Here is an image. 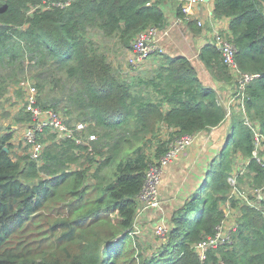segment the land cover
Instances as JSON below:
<instances>
[{"label":"trees","instance_id":"1","mask_svg":"<svg viewBox=\"0 0 264 264\" xmlns=\"http://www.w3.org/2000/svg\"><path fill=\"white\" fill-rule=\"evenodd\" d=\"M44 1L0 0V98L23 77L32 79L40 105L61 111L71 125L89 123L86 137L97 135L95 155L50 131L40 137L39 160L29 145L16 155L21 145L0 118V264H199L192 245L214 234L224 218L229 178L241 161L251 158L240 185L264 186L245 114L233 110L226 143L204 183L174 214L156 253L144 258L132 232L147 169L177 138L221 125L227 109L186 56L157 52L147 75L128 79L97 40L129 51L141 32L167 28L165 0H70L64 8H46ZM177 12L182 15L180 4ZM214 15L229 20L240 70L256 75L245 108L264 134V4L214 0ZM189 27L201 31L195 21ZM199 59L216 80L234 83L216 46L205 45ZM30 121L21 107L14 122L22 130ZM163 128L171 131L163 136ZM84 157L98 163L92 174L90 167L73 168ZM216 254L225 264H264V200L242 207L234 243L213 253L218 262Z\"/></svg>","mask_w":264,"mask_h":264},{"label":"built area","instance_id":"2","mask_svg":"<svg viewBox=\"0 0 264 264\" xmlns=\"http://www.w3.org/2000/svg\"><path fill=\"white\" fill-rule=\"evenodd\" d=\"M182 6L183 16L179 18L180 21H195L199 26L204 25L205 21L197 18L196 9L207 0H176ZM71 1L52 2L44 1L46 8L53 6L64 8L69 6ZM211 17L217 19L211 12ZM169 37L170 30H162L160 28H149L141 32L132 48L128 51L129 64L134 67L144 66L148 60L155 53L163 52L162 39ZM222 53L224 63L229 67L231 73L234 75V91L230 97V103L226 105L227 118L232 117V107H237V110L245 114V124L250 126L255 134V149L252 158L264 167V134L261 133L259 127L254 124L246 115L245 100L246 89L248 84L256 77V75L245 73L240 70L236 60V47L228 36V32L222 29H215L214 37L211 42ZM18 89L23 93L22 107L31 116V121L23 127V141L31 147L30 153L32 158L39 160L44 150L45 144L40 140L41 136L47 135L50 131L56 135V140H74L79 145L86 147V154L94 156L95 147L94 141L97 140L96 133H91L86 137V130L89 123L79 122L76 124H69L67 118L63 113L54 107H43L39 104V88L36 83L30 79H22L19 82ZM196 135H185L177 138L170 144L167 153L158 161L151 164L146 171L145 183L138 195V211L135 217L134 230L132 236L136 238L142 233L140 221L143 214L150 210H156L162 206L161 198V183L164 168L169 166L174 160L184 154L195 142ZM251 159V158H250ZM250 159L241 161V165L236 168L229 178L232 186V193L229 199L222 205L225 213L222 221L217 225L214 234L207 235L200 241L192 245L193 250L198 256L199 264H225L221 260L219 254H216L219 261L212 260V255L215 251L221 248H228L234 243L235 234L240 227V218L242 216V207L244 205L255 206L264 200V186L262 187H242L240 185V177L248 172V165ZM236 201V205H234ZM169 227L161 225L157 228L156 233L160 241H165L168 234Z\"/></svg>","mask_w":264,"mask_h":264},{"label":"crops","instance_id":"3","mask_svg":"<svg viewBox=\"0 0 264 264\" xmlns=\"http://www.w3.org/2000/svg\"><path fill=\"white\" fill-rule=\"evenodd\" d=\"M178 4L176 0H165L163 2V9L169 25L162 30L169 29L170 38L165 37L162 39V53L172 56L184 55L191 60L203 83L214 87L222 104L226 106L230 103L234 85L216 80L199 59V54L205 45L212 42L215 29L228 30L229 20L227 18L213 20L211 12L213 13L214 10V0H209V2L196 9L197 18L204 20L205 23L202 26H199L197 23L201 31L194 33L189 27V22L179 20L183 14H178ZM194 20L197 22L196 19ZM153 65H156V62L149 63L148 60L144 66L151 67L152 69ZM232 110H237V107L233 106ZM231 125L232 117L226 118L218 127L197 133L194 144L184 154L178 156L173 163L164 168L160 187L162 206L143 214V218L140 221L143 231L136 236V240L142 241L146 237L154 240L159 226H173L172 218L174 214L192 198L193 194L204 183L211 163L226 143V136ZM169 131L171 130L163 128L162 135L165 136ZM101 157L98 155L96 160H103ZM80 164L73 165V168L74 166H76L75 169L90 167V174L94 172L98 165V163L91 164L86 157L81 159ZM157 244L159 247L161 244L160 239L157 241Z\"/></svg>","mask_w":264,"mask_h":264},{"label":"rangeland","instance_id":"4","mask_svg":"<svg viewBox=\"0 0 264 264\" xmlns=\"http://www.w3.org/2000/svg\"><path fill=\"white\" fill-rule=\"evenodd\" d=\"M97 40L101 42L103 46H105L106 50L110 52V59L119 70L125 75V78L132 79L135 75L145 76L151 71V67L141 66L134 68L129 64L128 61V51H126L121 45L119 46L116 41L106 40L102 36H98ZM150 62H156L154 56L149 60ZM147 65V64H146ZM144 67V68H143ZM24 78V77H23ZM22 78V79H23ZM21 79V80H22ZM21 82V81H20ZM19 84L15 86H11L4 93V95L0 98V118L3 125L5 126L7 131L14 132V142L15 144H20L14 152L16 155L25 154V147L27 144L23 141V129L21 130V125H18L14 122V119L22 107L23 101V93L20 89H18ZM13 117V118H12ZM12 118V119H10ZM25 143V144H24ZM26 145V146H25ZM25 151V152H24ZM76 166H74L75 168ZM108 174H111V171H108ZM242 187L248 188L249 185L244 184ZM142 239V238H141ZM160 238L157 236L154 240L146 237L145 240L139 241L135 239V243H137L138 251L145 257H152L156 251L159 249L157 241Z\"/></svg>","mask_w":264,"mask_h":264},{"label":"water","instance_id":"5","mask_svg":"<svg viewBox=\"0 0 264 264\" xmlns=\"http://www.w3.org/2000/svg\"><path fill=\"white\" fill-rule=\"evenodd\" d=\"M207 1H209V0H207ZM263 4H264V0H260ZM7 149V148H6Z\"/></svg>","mask_w":264,"mask_h":264}]
</instances>
